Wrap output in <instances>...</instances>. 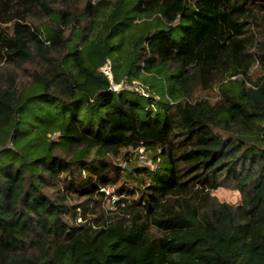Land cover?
I'll list each match as a JSON object with an SVG mask.
<instances>
[{
  "label": "trees",
  "instance_id": "1",
  "mask_svg": "<svg viewBox=\"0 0 264 264\" xmlns=\"http://www.w3.org/2000/svg\"><path fill=\"white\" fill-rule=\"evenodd\" d=\"M0 20V63L38 65L0 78V264H264V0H0ZM118 183L69 224V193L87 210Z\"/></svg>",
  "mask_w": 264,
  "mask_h": 264
},
{
  "label": "rangeland",
  "instance_id": "2",
  "mask_svg": "<svg viewBox=\"0 0 264 264\" xmlns=\"http://www.w3.org/2000/svg\"><path fill=\"white\" fill-rule=\"evenodd\" d=\"M53 1L56 6L69 5L74 10H79L84 4V0H53ZM31 21L36 25H42L44 23L49 24L48 18L44 17V15L41 12L35 13L32 16ZM1 23L2 22L0 20V24ZM86 25H87V22L82 21L81 26L83 27ZM68 33H70V30ZM37 66H38L37 64H28L22 67H14L12 66V64L7 63L6 61H2L0 63V78L2 75L6 73H9V74L16 73L18 76V84L22 86L26 82L29 81V77L31 73L34 72ZM262 73L263 72L261 71V69L258 66H256L252 70L251 76L252 78L255 79L257 76H259ZM199 95L209 100L212 103L220 99V96H221L220 91L217 88L215 90L214 89L203 90L199 92ZM158 100H159V97H158ZM154 155H155V152H153V150H145L144 148L139 149V150H134L130 158L131 161L129 162L141 168L150 167V168L156 169L157 162H155L154 160ZM113 161H115L117 165L127 166L126 160L122 156L113 157ZM119 186H120V183L108 189H103L107 195L104 198H99L95 196L94 199L89 200L85 205L87 207V210H84V208L80 207L82 202H85L87 197H82V196L80 197L77 193H69L70 199L67 204L68 206L72 207V211L76 210L77 212L76 213L77 215L75 216H73V214L66 216L69 224L72 225V224H75L76 222H84V221L87 222L90 220L94 221L99 216V213L95 211L100 208L114 210L116 208L115 203L120 197L117 195V190ZM44 191L53 197H57V195L60 193L67 192L63 188L58 189L56 187H53V188L48 187V188H45ZM212 195L215 196L219 202L239 203L241 201V194L239 191L235 189L221 187V188L214 190L212 192ZM83 216H85L87 220H84Z\"/></svg>",
  "mask_w": 264,
  "mask_h": 264
},
{
  "label": "built area",
  "instance_id": "3",
  "mask_svg": "<svg viewBox=\"0 0 264 264\" xmlns=\"http://www.w3.org/2000/svg\"><path fill=\"white\" fill-rule=\"evenodd\" d=\"M101 71L108 78H112L113 77V64H112L111 60L107 61V63L101 68ZM133 87L137 88L143 95L149 96V92L146 91L145 88L141 84H138L137 82H134V86ZM112 88H113L114 91H120L122 89L128 88V86L125 85L124 83H121V84H113Z\"/></svg>",
  "mask_w": 264,
  "mask_h": 264
}]
</instances>
